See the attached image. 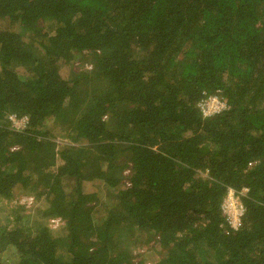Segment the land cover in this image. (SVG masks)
Here are the masks:
<instances>
[{
    "label": "trees",
    "instance_id": "trees-1",
    "mask_svg": "<svg viewBox=\"0 0 264 264\" xmlns=\"http://www.w3.org/2000/svg\"><path fill=\"white\" fill-rule=\"evenodd\" d=\"M0 264H264V0H0Z\"/></svg>",
    "mask_w": 264,
    "mask_h": 264
},
{
    "label": "built area",
    "instance_id": "built-area-1",
    "mask_svg": "<svg viewBox=\"0 0 264 264\" xmlns=\"http://www.w3.org/2000/svg\"><path fill=\"white\" fill-rule=\"evenodd\" d=\"M197 106L204 115H210L220 112L225 108V102L217 94L209 95L202 98ZM8 120L10 121L14 129L20 130L25 127L27 118L25 116L16 117L9 115ZM243 207L238 200V197L233 191H228L221 204V212L225 217L227 223L232 227L236 228L241 216Z\"/></svg>",
    "mask_w": 264,
    "mask_h": 264
},
{
    "label": "rangeland",
    "instance_id": "rangeland-1",
    "mask_svg": "<svg viewBox=\"0 0 264 264\" xmlns=\"http://www.w3.org/2000/svg\"><path fill=\"white\" fill-rule=\"evenodd\" d=\"M91 67V63L89 61V57H78L77 60L73 63L72 69L75 71L78 70H84V69H89ZM83 190L85 192L89 191H97L100 196V202L103 201V193H102V188L99 184L94 183V182H86L83 185ZM11 204L14 206L23 207L25 211L31 212L33 209H35L38 206L42 207V202L39 200L34 199L33 195L31 193H20L18 196H16L12 201L6 202L5 204ZM6 207H8L6 205ZM51 227H56L57 225L62 224L61 222H58V220H54V222H50ZM143 257L145 260H154L158 257V253H151L149 250L144 251Z\"/></svg>",
    "mask_w": 264,
    "mask_h": 264
}]
</instances>
